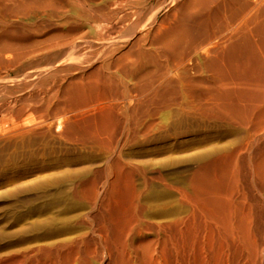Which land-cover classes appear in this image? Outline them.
Listing matches in <instances>:
<instances>
[{"label":"bare ground","instance_id":"bare-ground-1","mask_svg":"<svg viewBox=\"0 0 264 264\" xmlns=\"http://www.w3.org/2000/svg\"><path fill=\"white\" fill-rule=\"evenodd\" d=\"M38 55L0 264H264V0H0V67Z\"/></svg>","mask_w":264,"mask_h":264},{"label":"rangeland","instance_id":"rangeland-1","mask_svg":"<svg viewBox=\"0 0 264 264\" xmlns=\"http://www.w3.org/2000/svg\"><path fill=\"white\" fill-rule=\"evenodd\" d=\"M77 39L78 38H76V40ZM47 56L48 55H38L35 58L17 62L7 69L0 67V79L9 77L10 81L7 82L8 87L0 85V106H3L4 104L2 100H4L5 102L7 101L5 99H7L8 97L6 95L8 89L10 87H13L12 85H16V83L12 80V77H19L20 80L23 79L25 83H33L34 88L31 89L32 91L29 90V92L34 93L35 91H37L36 93H41V95L44 94V92L46 91L45 89H48L54 83V80H58L50 76V74H47L45 71L48 65ZM16 89H18V92L12 94L11 96L16 95L18 97H21L23 93H26V89L24 90V85H21Z\"/></svg>","mask_w":264,"mask_h":264}]
</instances>
